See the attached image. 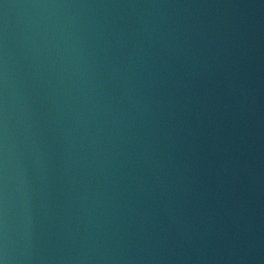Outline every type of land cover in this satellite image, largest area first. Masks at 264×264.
Wrapping results in <instances>:
<instances>
[{
    "label": "water",
    "instance_id": "obj_1",
    "mask_svg": "<svg viewBox=\"0 0 264 264\" xmlns=\"http://www.w3.org/2000/svg\"><path fill=\"white\" fill-rule=\"evenodd\" d=\"M0 264H264V0H0Z\"/></svg>",
    "mask_w": 264,
    "mask_h": 264
}]
</instances>
